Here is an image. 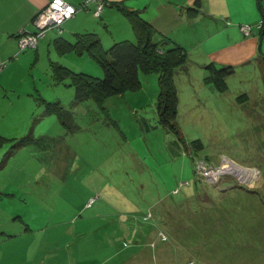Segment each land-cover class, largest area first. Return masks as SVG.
Returning a JSON list of instances; mask_svg holds the SVG:
<instances>
[{
	"label": "rangeland",
	"instance_id": "1",
	"mask_svg": "<svg viewBox=\"0 0 264 264\" xmlns=\"http://www.w3.org/2000/svg\"><path fill=\"white\" fill-rule=\"evenodd\" d=\"M151 1L156 12L161 1ZM235 1L204 0L200 30L177 26L171 12L160 24L188 42V70L175 74L178 132L159 119L158 73H141L139 91L102 105L77 102L73 77L60 67L102 78L98 61L66 51L52 27L50 43L40 37L39 49L22 50L9 31L15 2L0 1V134L8 138L0 147V264H264V35L248 58L231 62L226 92L205 81V64L234 55L229 33L217 28L237 30ZM246 2L258 13L255 0ZM81 3L63 38L89 30L105 49L136 41L119 10L99 18L96 3L88 11ZM202 164L218 176L201 179Z\"/></svg>",
	"mask_w": 264,
	"mask_h": 264
},
{
	"label": "trees",
	"instance_id": "2",
	"mask_svg": "<svg viewBox=\"0 0 264 264\" xmlns=\"http://www.w3.org/2000/svg\"><path fill=\"white\" fill-rule=\"evenodd\" d=\"M101 3L103 10L100 16H96L99 18L107 6L106 0H102ZM109 5L119 10L127 18L135 33L136 41L121 40L115 42L110 48L105 49L99 35L95 32H90L89 30L75 32V41L71 42L63 38L64 24L52 27L53 29H60V34L63 35L59 34L60 36L56 38L57 44H61V47L65 46L64 49L66 51H75L78 54L88 53L98 61L103 70L104 76L99 78L84 72H74L66 67H60L64 73L70 74L73 77L72 84L75 89V100L79 102L86 98H92L102 105L106 99L111 97L124 94L127 91H139L142 88L141 73H158L160 93L157 102V112L159 119L164 126L178 132L176 125L178 117V92L175 84V74H178L180 70H188L187 63L189 62V58L186 46L178 41L179 36L175 40H172L167 33L163 34L161 31H158L144 17L142 9L132 8L124 0L110 1ZM256 5L261 18L258 31L259 36L261 35L262 37L264 35V0H256ZM89 7H83V9H87L88 11ZM202 8L203 1L195 0L191 6L184 9V13L189 18H195L200 14ZM78 12L79 10L76 15ZM28 33L35 34L36 28L33 31H27L24 28L17 32L18 40L20 39L19 37ZM38 42L36 47L28 48H37ZM262 61L264 65V56L262 57ZM204 68L208 71L205 81L213 85L219 92H226L228 90L227 78L235 72L234 65H219L211 61L205 64ZM48 107L50 108L49 111H54L50 103ZM58 108L63 110L62 107ZM61 110H59V119H63ZM7 140V137L0 134V147ZM21 142L29 143V138H24ZM192 144L195 151L204 148L203 142L200 139L193 140ZM3 164V161L0 162V168ZM195 172L201 179H204L202 172L198 173V169ZM0 194H2L1 190ZM143 218L146 220L151 219L153 218V213L151 211L147 212ZM153 224L155 225V223Z\"/></svg>",
	"mask_w": 264,
	"mask_h": 264
},
{
	"label": "crops",
	"instance_id": "3",
	"mask_svg": "<svg viewBox=\"0 0 264 264\" xmlns=\"http://www.w3.org/2000/svg\"><path fill=\"white\" fill-rule=\"evenodd\" d=\"M3 1L4 2H6V1H14L15 2V4L12 6L11 9L13 10V12L15 14L16 23H15V26L12 29H10L9 31L12 32V35H14L17 38V32H19L21 28L22 29L27 28V25H26L27 22L31 23V21L34 20L36 15L45 6H47L52 0H2V2ZM66 1H68L69 3H71L73 5H79V3H81L82 0H66ZM106 1H107V6H108L110 1H119V0H106ZM124 1H125V3L127 2V0H124ZM159 1H161V4L155 5V7H154V8H156V12H153L150 10L151 6H152L151 0L147 5H144L142 7H136V9H142L143 10L142 13H143L144 17L147 20H149L155 26V28L158 31H161L162 33L169 34V32H167L165 30L166 28L161 26L160 24H161V22H164L162 24H165L168 21V17L170 16V12L173 14H177V16H178L177 17L178 19L176 20L177 26L180 25V26L185 27L187 25V27H185V28L187 30L188 29L191 30L192 32L201 29L202 26L200 23L202 20L198 18L199 15L195 18H189L184 13V9L193 4V3L191 4L192 0H159ZM174 1L176 3H178V2L180 3V1H182L181 3L183 5H181V9H178V10H180V12H178L176 7L172 5V2H174ZM202 1H203V8L205 7L204 8V10H205L206 6L204 5V0H202ZM252 3L257 8L256 0H255V2H252ZM107 6L104 10V13H107V12L109 13V11H111L112 9H115L114 7L109 8ZM234 6H235V8H237V11H238L237 13H239V14H237L238 19L235 20V23H237V27H238L237 30L234 31L233 29H226V28H229V25H230L227 23H222V26H223L222 29L217 28V33H220L223 30L229 33L228 34L229 41H232V42H229L230 43L229 45H231L232 47H234V45H236V48H233V50H232V54H234L233 56L230 57V51H229L228 55L220 57L224 60H229L228 61L229 63H227V64H230V65H233V64H231V62H234L238 58L244 59L245 57L248 58L250 56V54L252 53L250 46L251 45L255 46L256 39L259 38V36H258L259 31L258 30H259V24L261 22L259 11H258V13H255L254 11H252V7H251V11H250V6L246 2V0H236L234 2ZM159 8H163L164 11L160 10ZM240 10H241V13H240ZM210 11H211V3L209 5V8H207V12L211 16V18H213ZM162 14H164V15L162 16ZM74 19H75V21L78 20V15L75 16L73 19L68 20L67 23L73 21ZM184 20H186V21H184ZM86 21L88 22V20H86ZM230 22H231V20H230ZM65 23H64V25H65ZM239 23L250 24L252 26L251 33L246 35L245 33L241 32V30L239 28ZM85 24L86 23L79 24L77 26V28H75V29L79 30ZM52 29L53 28H51L50 30H52ZM128 29H129V27H127V30ZM50 30L46 31L45 35L43 37H41V38H43L42 39L43 41H40V39H39L41 44L46 43L47 40H49L48 42L50 43V41L52 40L50 38V36L47 37V34L49 33ZM234 37H235V39H234ZM239 38H241V40L242 39L243 40H242V42L238 43L237 41ZM178 41L181 42L182 44H184L185 46H187V44H188V42H187V44H185L183 41H181V38H179ZM200 42L205 43V40H200ZM195 43H196V40H195ZM197 43L199 44V42H197ZM38 44H40V43L38 42ZM16 45H17L16 41H14V47H16ZM38 49H39V47H38ZM235 49H237V52H234ZM219 54H222V53L220 52ZM224 63H226V62H224ZM217 64H219V63H217Z\"/></svg>",
	"mask_w": 264,
	"mask_h": 264
},
{
	"label": "built area",
	"instance_id": "4",
	"mask_svg": "<svg viewBox=\"0 0 264 264\" xmlns=\"http://www.w3.org/2000/svg\"><path fill=\"white\" fill-rule=\"evenodd\" d=\"M102 0H85L81 5L83 7H89L90 4L96 3L95 12L96 16H100L103 10ZM79 7L69 3L66 0H52L47 6H45L34 18V24L37 28L35 34H24L19 37L20 48L26 49L28 47H36L40 37L44 36L46 31L53 26L63 25L67 20L73 18ZM241 30L246 35L252 31V26L248 24L241 25ZM202 169L200 172L205 177L218 176L219 170L214 167H206L204 164L201 165Z\"/></svg>",
	"mask_w": 264,
	"mask_h": 264
}]
</instances>
